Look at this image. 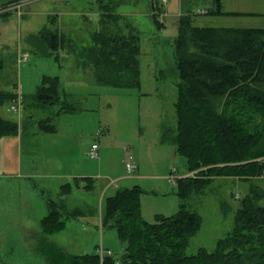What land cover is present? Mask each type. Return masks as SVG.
<instances>
[{"label": "rangeland", "instance_id": "1", "mask_svg": "<svg viewBox=\"0 0 264 264\" xmlns=\"http://www.w3.org/2000/svg\"><path fill=\"white\" fill-rule=\"evenodd\" d=\"M8 1L11 0H0V14L13 15L12 22H0V84L5 82L1 88L19 82L23 92L28 93L33 90L39 75L56 74L61 88L71 100L83 102L75 113H63L58 117V123L64 126L66 133L78 132L73 141L71 135L59 133L49 136L48 141L41 137L37 145L36 141L23 140L20 149L14 136L0 140V264H47L45 257L34 247L42 238L70 254L95 251L100 257L105 253L117 259L122 257L127 252L126 241L119 238L114 227L103 225L107 198L121 187L140 189V214L150 224L156 222L157 216H171L183 206L202 216L200 230L190 238L185 249L187 255L196 253L200 247L213 250L218 239L232 235L240 199L250 193L251 188L256 197L255 204L249 207L253 210L255 205L264 206L262 175L247 179L216 177L203 188L189 190L185 199L174 191L178 177L203 178L206 167L187 172L186 158L176 151L168 136L162 138L163 129L175 124L173 102L178 77L173 40L179 16L187 11L193 14L199 8L214 7V0H168L163 5L160 0H17L20 3L6 6ZM99 1H102L100 5ZM221 2L224 10L245 9L258 11L261 15L196 14L192 19L194 25L264 26V0ZM106 4L113 6L112 12L107 10L99 17L101 7ZM114 13L125 15L127 22L140 32L137 33L141 46L139 86L99 84L92 67L79 78L81 68L62 49L50 56L35 54L48 50L36 33L44 26L73 38L72 41L76 39L75 44H71L76 52H81L82 46L95 45L102 32L129 35L123 19L116 21ZM152 13L162 22L163 29H158L152 22ZM94 32L99 34L92 38ZM25 40L32 49L20 47ZM18 48L22 51L20 54H17ZM83 53H87L86 48ZM67 60L71 70H68ZM34 61L37 64L30 69ZM0 112L14 120L19 117L17 110L8 111L6 107L0 108ZM91 143L98 144L96 159L87 154ZM59 154L67 165L63 172L100 174L95 176L93 191L79 189L77 199L72 200L73 192L63 200L70 207L76 205L74 202L92 205L91 216L69 219L65 222L66 228L48 235L42 232L40 224L48 212V200L56 207L62 200L57 198L54 187L45 188V182L39 176L43 169L38 166L43 162L42 158L45 166L52 165ZM127 159L135 164L132 172L126 171ZM20 165L30 167L33 178L16 177ZM253 232L258 240L253 253H261L264 230Z\"/></svg>", "mask_w": 264, "mask_h": 264}, {"label": "trees", "instance_id": "2", "mask_svg": "<svg viewBox=\"0 0 264 264\" xmlns=\"http://www.w3.org/2000/svg\"><path fill=\"white\" fill-rule=\"evenodd\" d=\"M112 9L106 4L98 16ZM189 12L179 16L173 40L178 77L175 124L168 125L162 133V138L168 136L177 152L186 158L187 172L206 167L203 178H177L175 191L183 199L189 190L203 188L216 177L264 176V27L198 26L192 20L195 14ZM205 14L256 15L226 12L220 0H214V7ZM113 15L116 21L123 19L129 35L102 32L95 45L82 46L87 49L86 54L84 48L76 52L74 45H70L71 51L84 55L82 64L92 65L97 83L139 86L140 32L127 22L125 15ZM151 18L158 29H163L154 13ZM38 33L49 54L72 42L70 37L47 26ZM91 34L93 38L99 33ZM17 98V83L11 90L0 88V107ZM81 102L72 101L63 91L58 76L43 75L31 99H23V109L28 111L24 128L33 121L38 133H54L55 120L63 113L78 111ZM18 133V123L0 115V140ZM74 188L91 191L94 180L87 176L74 178L72 183L59 187L57 197L62 203L56 207L49 199L48 212L40 220L44 234L64 229L69 219L91 216L87 205L70 211L66 207L63 200ZM139 193L137 187L119 189L107 198L103 225L114 227L119 238L126 241L127 252L122 257L117 259L109 253L100 257L95 252L70 254L44 238L37 240L36 251L47 264H264V250L253 253L258 241L253 231L264 230V206L255 205L253 210L249 207L255 204L254 189L240 199L232 235L218 239L213 250L200 247L189 255L185 249L200 230L202 216L183 206L171 216H157L156 222L150 224L141 217Z\"/></svg>", "mask_w": 264, "mask_h": 264}, {"label": "crops", "instance_id": "3", "mask_svg": "<svg viewBox=\"0 0 264 264\" xmlns=\"http://www.w3.org/2000/svg\"><path fill=\"white\" fill-rule=\"evenodd\" d=\"M9 2H19V1H17V0H11V1H8L7 2V4L6 5H10V3ZM220 2H221V0H220ZM20 3V2H19ZM12 4V3H11ZM221 7H222V2H221ZM209 8H212V7H209ZM208 7L207 8H199V9H197L198 11H196V12H193V14H205V11L207 10V9H209ZM222 9H223V7H222ZM224 10V9H223ZM224 11H226V12H242V13H256V15H261V13H259L258 11H256V12H254V11H249V10H245V9H233V10H224ZM263 12V11H262ZM262 14H264V13H262ZM16 15H17V13H16ZM205 15H207V14H205ZM214 15H218V14H214ZM229 15H231V14H225V15H220V16H229ZM231 16H248V15H231ZM0 17L2 18V19H4V20H1L0 19V22H2V21H5L6 23H10V22H12V17H13V15H2V14H0ZM20 17V16H19ZM219 27H222V26H219ZM261 27H264V26H261ZM43 27H41L36 33H38L41 29H42ZM71 38V37H70ZM71 39H73V38H71ZM75 39V38H74ZM75 41H76V39L74 40V41H72V42H67V44H65V48L63 49L62 48V50H64V53L66 54V55H71L72 56V58L74 59V63H75V65L80 69V73H81V75H79L80 77L79 78H82V76H84L85 74H86V70L88 69V68H90V67H92V65L91 64H86V65H83L82 64V60L84 59V57L83 56H79L76 52L74 53L73 51H71V44H75ZM20 47H22V48H29V49H32V45H29V43L28 42H26V40L23 42V45L22 46H20ZM141 47V46H140ZM0 48H2V46L0 47ZM18 53L17 54H20L22 51L18 48ZM34 52V51H33ZM35 53V52H34ZM36 55H38V56H50V54H49V50H47V52H44V53H40V52H38V53H35ZM55 57L57 58L58 56L57 55H55ZM67 62H68V70H71V64L69 63V61L67 60ZM37 64V61H34L32 64H31V66H30V69H32L35 65ZM92 69V68H91ZM91 73H92V70H91ZM43 75H49V76H58L59 77V75H54V74H41V75H39L38 76V81H36V82H34V84H33V87H32V91H30V92H28V93H24L23 92V89H22V86H21V84L18 82H13L10 86H8V87H6V88H2V89H7V90H11L12 88H13V84L14 83H17V86H18V98L14 101V102H11V103H6V104H4L3 106H1L0 108H2V107H6V109L8 110V111H14V110H17L18 111V114H19V117H18V119H15V121L18 123V125H19V133H18V135L15 137V139H16V145H18V143H19V146H20V149H21V142H23V140H31V141H36V145L38 144V142H39V139L41 138V137H43V139L45 140V141H48V137L49 136H51V135H55V134H59V133H64V134H67V135H71L72 136V141H73V137H75L77 134H78V132H73L72 134L71 133H66L65 131H64V126H61L59 123H58V119H57V121H56V131L54 132V133H43V134H41V133H38L35 129V122H30V123H28V125H27V128H24V126H25V123H23V122H21L25 117H27V112L28 111H26V110H24L23 109V99L24 98H26V99H31V96H32V94L34 93V90H35V88H36V86L40 83V80H41V77L43 76ZM76 76H77V74H75ZM94 76V75H93ZM178 81V80H177ZM5 83V82H4ZM4 83H2V84H4ZM61 83V82H60ZM2 84H0V88L2 87ZM177 83H175V86H176V96H175V99H174V102H173V117H174V119H176L175 118V106H176V103H177V97H178V95H177V85H176ZM19 91L21 92V93H19ZM83 102V101H82ZM82 102H81V104H80V107L82 106ZM12 105L13 106H15L14 108H12ZM23 112H24V114H23ZM71 113H75V112H71ZM0 115L1 116H3V117H6V118H9V117H7V116H5L4 114H2L1 112H0ZM21 115H24L23 116V118H21ZM9 119H11V118H9ZM22 119V120H21ZM12 120H14V119H12ZM175 121V120H174ZM24 128V129H23ZM61 129H63V130H61ZM22 131V132H21ZM7 138H9V137H7ZM18 139V140H17ZM92 144V143H91ZM176 149V148H175ZM177 151V150H176ZM58 157H59V159H58ZM58 157H56V159H55V161H54V163L51 165L50 164V166H45V163H44V158H42L41 160L43 161V162H41L40 163V166H38L39 168H40V170H42L43 169V174H40L39 173V176H41L40 178L41 179H43L44 180V182H45V188H47V187H50V186H52V187H54V189L56 190V194L59 192V187L62 185V184H65V183H72L73 182V179L74 178H82V177H85V176H87V177H92L93 178V180H94V189H95V176H98L100 173L99 172H97V173H99V174H97L96 175V173H89V172H87V171H74V172H63L62 170H63V168L64 167H66L67 165H66V163L64 162V160L62 159V157L60 156V154L58 155ZM20 172V173H19ZM85 172V173H84ZM33 176H34V173H32V171H31V168L30 167H27V165H25L23 168H22V166L20 165V169H19V171H18V175L16 176V177H18V178H22V177H25V178H28V179H31V178H33ZM124 176V175H123ZM119 177H121V176H119ZM118 177V178H119ZM229 178V177H228ZM169 179V178H168ZM30 181V180H29ZM105 187H106V185H105ZM135 186H133V187H121L120 189H127V188H134ZM93 189V190H94ZM107 189V188H106ZM76 190V191H75ZM73 189V191L69 194V196H71L72 195V193L74 192V194H73V196L71 197L72 198V200L74 201V199L76 198L77 199V189ZM93 190H91V191H93ZM119 190V189H118ZM84 191H86V190H84ZM106 191V190H105ZM175 191V190H174ZM176 192V191H175ZM177 194V193H176ZM58 195V194H57ZM113 195V194H112ZM58 198V197H57ZM65 203V202H64ZM76 205H72L71 207L68 205V203H67V201H66V207L69 209V211H70V209H73L74 207H77V206H85V204L84 205H81V204H79L78 202H74ZM14 205V203L12 202V206ZM88 207H91L92 205H90L89 206V204H86ZM66 208V209H67ZM67 209V210H68ZM68 221V220H67ZM66 221V222H67ZM86 223H90V222H88V221H86ZM64 228H66V225H65V227ZM95 252V251H94ZM96 253V252H95ZM86 254V253H85Z\"/></svg>", "mask_w": 264, "mask_h": 264}, {"label": "built area", "instance_id": "4", "mask_svg": "<svg viewBox=\"0 0 264 264\" xmlns=\"http://www.w3.org/2000/svg\"><path fill=\"white\" fill-rule=\"evenodd\" d=\"M161 4L166 3L168 0H160ZM26 58V56H23ZM14 108V106H12ZM87 154L90 158H95L98 156V144L97 143H92L87 150ZM126 171L127 172H132L135 169V164L131 162V160L127 159L126 165H125ZM170 180V179H169Z\"/></svg>", "mask_w": 264, "mask_h": 264}, {"label": "bare ground", "instance_id": "5", "mask_svg": "<svg viewBox=\"0 0 264 264\" xmlns=\"http://www.w3.org/2000/svg\"><path fill=\"white\" fill-rule=\"evenodd\" d=\"M163 5V4H162Z\"/></svg>", "mask_w": 264, "mask_h": 264}]
</instances>
